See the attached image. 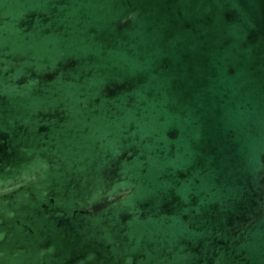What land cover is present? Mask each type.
<instances>
[{
    "label": "water",
    "instance_id": "obj_1",
    "mask_svg": "<svg viewBox=\"0 0 264 264\" xmlns=\"http://www.w3.org/2000/svg\"><path fill=\"white\" fill-rule=\"evenodd\" d=\"M0 264H264V0H0Z\"/></svg>",
    "mask_w": 264,
    "mask_h": 264
}]
</instances>
